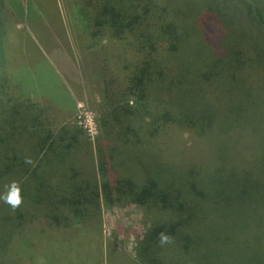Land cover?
I'll use <instances>...</instances> for the list:
<instances>
[{
	"label": "trees",
	"instance_id": "16d2710c",
	"mask_svg": "<svg viewBox=\"0 0 264 264\" xmlns=\"http://www.w3.org/2000/svg\"><path fill=\"white\" fill-rule=\"evenodd\" d=\"M68 5L83 22L85 56L97 59L98 134L93 147L70 121L73 99L67 110L20 93L1 68L0 264H44L41 239L79 243L84 229L88 263L103 264L92 249L102 209L128 205L141 211L144 231L132 254L110 250L107 264H264V140L244 144L228 129L264 109V0ZM104 36L123 52L87 53ZM174 128L206 140L213 160L166 158ZM184 146L175 153L200 152ZM12 185L15 208L6 200Z\"/></svg>",
	"mask_w": 264,
	"mask_h": 264
},
{
	"label": "rangeland",
	"instance_id": "374dc122",
	"mask_svg": "<svg viewBox=\"0 0 264 264\" xmlns=\"http://www.w3.org/2000/svg\"><path fill=\"white\" fill-rule=\"evenodd\" d=\"M21 1L20 4L12 0L13 6L5 1L7 6L5 4L0 6V39L2 42L0 70L4 66L9 70L11 80L20 87V93H28L44 101L52 100L56 106L67 110L72 106L73 99L74 116L70 121L76 122L87 133L94 147V139L98 134L95 121L98 117V103L101 95L98 84L90 78L93 70L97 69L93 63L97 59L93 54L92 58L86 57L81 46L86 39L83 22L78 18H73L75 15L71 14L72 8L69 7L68 0ZM187 1L191 3L198 0ZM74 19L77 26L74 25ZM72 26L77 31H74ZM251 32H254V28ZM122 49L123 47L116 40L104 36L100 46L87 53L96 51L100 57H103L101 54L107 52L119 55L123 52ZM89 58L93 64L88 61ZM260 113L263 115L264 109L255 113L254 120L250 119L243 123L245 127L238 125L228 129H237V136L241 140L244 139V144L246 137L251 144L255 145V140H259L260 137L264 140V116L261 119ZM81 121L84 122L83 125ZM250 129H256L257 133L251 131L247 135V130ZM178 130L177 128L171 130V148L169 147L171 152L166 158L175 163L188 160L198 162L213 160V155L209 150L207 151L206 140ZM238 137L234 138L239 142ZM192 141L194 146H199L200 152L192 148L184 154L175 153L174 150L181 148V145L183 148L184 144ZM92 150L95 161V150ZM253 151H250L251 155H255ZM191 153L195 156H191ZM141 216V211L130 205L111 210L102 209V236L99 237L97 246L96 240L94 241L92 249L100 248L101 254L103 251V264L113 261L108 259L107 252L110 250L132 254L135 234L141 235L144 231ZM85 232V229L79 232L81 234L78 236L79 243L69 237L61 236L55 239L54 235L47 234L45 239H41L47 258L41 256V261L44 264H89ZM77 244L81 245V249ZM118 259L120 258L117 257L114 264L119 262ZM91 264H96L95 260Z\"/></svg>",
	"mask_w": 264,
	"mask_h": 264
},
{
	"label": "clouds",
	"instance_id": "9594fccd",
	"mask_svg": "<svg viewBox=\"0 0 264 264\" xmlns=\"http://www.w3.org/2000/svg\"><path fill=\"white\" fill-rule=\"evenodd\" d=\"M8 203L12 205V207H16L21 203V197L19 195V189L16 185H12L10 194L6 197ZM166 237H162V241L166 240Z\"/></svg>",
	"mask_w": 264,
	"mask_h": 264
},
{
	"label": "built area",
	"instance_id": "2783aa9c",
	"mask_svg": "<svg viewBox=\"0 0 264 264\" xmlns=\"http://www.w3.org/2000/svg\"><path fill=\"white\" fill-rule=\"evenodd\" d=\"M80 118V117H79ZM84 123V122H83ZM83 123H82V121H81V124L83 125ZM85 126V125H84ZM87 128V127H86ZM88 129H89V127H88ZM90 135H92L91 133H90Z\"/></svg>",
	"mask_w": 264,
	"mask_h": 264
}]
</instances>
